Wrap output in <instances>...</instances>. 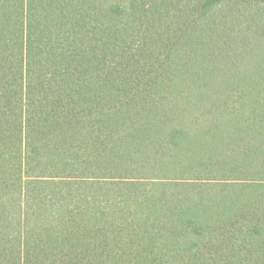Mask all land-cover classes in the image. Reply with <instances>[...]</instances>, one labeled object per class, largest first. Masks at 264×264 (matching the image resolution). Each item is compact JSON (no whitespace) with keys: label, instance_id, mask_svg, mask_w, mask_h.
<instances>
[{"label":"trees","instance_id":"obj_1","mask_svg":"<svg viewBox=\"0 0 264 264\" xmlns=\"http://www.w3.org/2000/svg\"><path fill=\"white\" fill-rule=\"evenodd\" d=\"M0 264H264V0H0Z\"/></svg>","mask_w":264,"mask_h":264}]
</instances>
